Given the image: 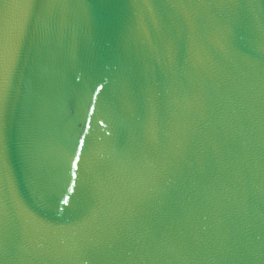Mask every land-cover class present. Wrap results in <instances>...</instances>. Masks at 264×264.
I'll return each instance as SVG.
<instances>
[{
  "label": "water",
  "instance_id": "1",
  "mask_svg": "<svg viewBox=\"0 0 264 264\" xmlns=\"http://www.w3.org/2000/svg\"><path fill=\"white\" fill-rule=\"evenodd\" d=\"M0 264H264V0H0Z\"/></svg>",
  "mask_w": 264,
  "mask_h": 264
}]
</instances>
